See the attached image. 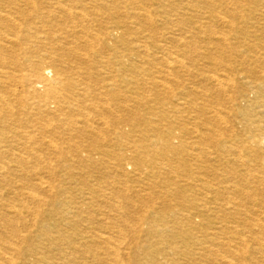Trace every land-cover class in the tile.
Returning <instances> with one entry per match:
<instances>
[{"label":"bare ground","instance_id":"obj_1","mask_svg":"<svg viewBox=\"0 0 264 264\" xmlns=\"http://www.w3.org/2000/svg\"><path fill=\"white\" fill-rule=\"evenodd\" d=\"M128 1L0 0V264H264V6Z\"/></svg>","mask_w":264,"mask_h":264},{"label":"rangeland","instance_id":"obj_2","mask_svg":"<svg viewBox=\"0 0 264 264\" xmlns=\"http://www.w3.org/2000/svg\"><path fill=\"white\" fill-rule=\"evenodd\" d=\"M173 1H175V2H173ZM182 0H172V2L173 3H175V4H178L179 2H181ZM125 2L127 3V4H130V1H128V0H125ZM132 3V2H131ZM250 2H248V4H249ZM251 3L252 4H254L253 5V7L254 6H259L258 8H261L262 6H264V0L262 1V3L260 2H255V0H251ZM250 3V4H251ZM249 4V5H250ZM179 5V4H178ZM178 5L175 7L174 6V10H179L177 7H178ZM260 10V9H259ZM121 14H124V12H127V11H125L124 9L123 10H121ZM255 15H257V12H256V14H254L253 16L255 17ZM260 23L262 24V23H264V21H260ZM220 30V28H217V30ZM234 126H238L237 124H235ZM42 170L43 171H45V169L44 168H42ZM43 173V175L45 176L46 174L44 173V172H42ZM23 176V175H22ZM91 180H95V177H93V178H91ZM51 182L54 184V185H57L58 184V179H51ZM130 187H132V185H129ZM5 193H7V192H5Z\"/></svg>","mask_w":264,"mask_h":264}]
</instances>
